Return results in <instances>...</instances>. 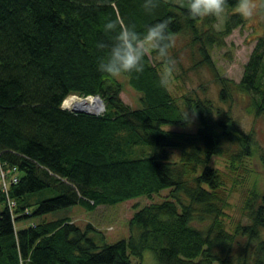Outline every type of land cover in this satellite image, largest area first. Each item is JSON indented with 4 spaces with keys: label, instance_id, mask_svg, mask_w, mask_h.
Here are the masks:
<instances>
[{
    "label": "trees",
    "instance_id": "16d2710c",
    "mask_svg": "<svg viewBox=\"0 0 264 264\" xmlns=\"http://www.w3.org/2000/svg\"><path fill=\"white\" fill-rule=\"evenodd\" d=\"M156 2L149 14L145 0H0V160L19 177L8 190L13 209L0 192V264H140L146 251L157 264H264V193L254 186L242 206L246 223L227 229V174L214 164L224 160L230 172L250 160L253 133L240 132L229 118L214 120L208 102L189 99L182 104L196 115L197 131L166 130L189 120L151 52L142 73L124 75L140 108L125 105L118 80L98 71L97 44L114 35L105 32L106 23L143 33L167 20L171 41L189 37L198 55L194 69H207L219 100L229 101L233 84L218 76L211 48L224 46L245 19L227 15L222 31L214 32L215 18L193 20L187 0ZM237 4L228 0L227 11ZM236 88L250 98L255 116H264V35ZM69 96L99 97L104 112L64 110ZM172 151L180 154L175 162ZM260 162L264 169V157ZM164 190L160 203L135 210L128 238L114 244L91 224L45 220L69 207L93 211Z\"/></svg>",
    "mask_w": 264,
    "mask_h": 264
},
{
    "label": "rangeland",
    "instance_id": "374dc122",
    "mask_svg": "<svg viewBox=\"0 0 264 264\" xmlns=\"http://www.w3.org/2000/svg\"><path fill=\"white\" fill-rule=\"evenodd\" d=\"M176 5H181L182 0H165ZM259 8L260 1L254 0ZM239 13L238 8L227 15ZM215 18L212 25L214 32H221L226 17ZM245 19V18H244ZM203 30V25L201 26ZM264 35V16L259 11L252 18L245 19L242 27L235 29L227 38L224 39V46L211 48V60L213 61L218 76L232 82L230 86L231 96L225 104L219 100V87L214 84L209 71L201 66L194 69V62L198 55L196 47L189 45V37L180 35L173 37L170 57L173 63V71L166 78L167 86L171 96L186 111L188 124L186 126H167L166 130L175 132H185L194 134L199 123L195 114H192L183 107V100L189 99L192 102H208L211 105L212 118L216 121L230 119L236 129L244 134L253 133L255 149L250 160L235 170L228 171L224 160H216V166L227 174L226 188L229 192V217L225 220L227 229L240 222L246 223L241 211L245 198L254 186L264 193V169L260 159L264 157V116L256 117L250 98L241 93L236 85L239 84L244 67L253 52L258 38ZM157 62L161 63L158 59ZM164 66V64L162 65ZM164 67L161 68L163 73ZM122 86L120 94L121 101L132 109L140 108L139 95L128 84L124 76L116 78ZM79 98V97H78ZM104 112V111H103ZM103 112L97 114L101 115ZM147 154V150L137 152L139 157ZM179 151H172L170 161L179 159ZM168 191L164 190L152 198L140 197L116 205L99 206L93 211H89L81 206H73L51 213L45 220L72 219V223L84 228L87 224L95 227L105 238L107 244H114L120 240L127 239L129 236L128 224L135 210L142 209L150 204L160 203L167 197ZM2 206H0V209ZM19 226V225H18ZM205 226V225H204ZM217 254L223 255L222 250L217 249ZM140 264H157L153 254L149 251L144 252Z\"/></svg>",
    "mask_w": 264,
    "mask_h": 264
},
{
    "label": "clouds",
    "instance_id": "9594fccd",
    "mask_svg": "<svg viewBox=\"0 0 264 264\" xmlns=\"http://www.w3.org/2000/svg\"><path fill=\"white\" fill-rule=\"evenodd\" d=\"M144 7L146 12L151 14L158 4L156 0H145ZM227 7L228 0H187V14L193 20L207 17L224 18L227 15ZM237 7L239 15L245 19L252 18L259 11L254 0H238ZM104 29L106 33L114 35L107 42L97 44L101 52V60L98 63L100 73L111 79L140 74L145 69V58L151 52L164 64L162 82L171 75L173 63L170 57L172 41L169 36V21L151 23L143 33L137 31L135 25H125L122 22H108Z\"/></svg>",
    "mask_w": 264,
    "mask_h": 264
},
{
    "label": "bare ground",
    "instance_id": "6f19581e",
    "mask_svg": "<svg viewBox=\"0 0 264 264\" xmlns=\"http://www.w3.org/2000/svg\"><path fill=\"white\" fill-rule=\"evenodd\" d=\"M62 107L64 110H78L90 114H99L102 112L101 104L92 97L83 99L77 96H69L63 101Z\"/></svg>",
    "mask_w": 264,
    "mask_h": 264
},
{
    "label": "built area",
    "instance_id": "2783aa9c",
    "mask_svg": "<svg viewBox=\"0 0 264 264\" xmlns=\"http://www.w3.org/2000/svg\"><path fill=\"white\" fill-rule=\"evenodd\" d=\"M17 169H7L5 164L0 160V192L6 197L9 209H13L15 204L8 198L9 186L18 183Z\"/></svg>",
    "mask_w": 264,
    "mask_h": 264
},
{
    "label": "water",
    "instance_id": "95a60500",
    "mask_svg": "<svg viewBox=\"0 0 264 264\" xmlns=\"http://www.w3.org/2000/svg\"><path fill=\"white\" fill-rule=\"evenodd\" d=\"M102 106V112L104 111V105H103V102L99 99V97H94ZM62 109H64L62 107ZM71 113L73 114H85V115H97V114H90V113H87V112H84V111H78V110H69Z\"/></svg>",
    "mask_w": 264,
    "mask_h": 264
},
{
    "label": "crops",
    "instance_id": "0c3cea01",
    "mask_svg": "<svg viewBox=\"0 0 264 264\" xmlns=\"http://www.w3.org/2000/svg\"><path fill=\"white\" fill-rule=\"evenodd\" d=\"M70 220H72V219H70ZM72 222V221H71Z\"/></svg>",
    "mask_w": 264,
    "mask_h": 264
}]
</instances>
